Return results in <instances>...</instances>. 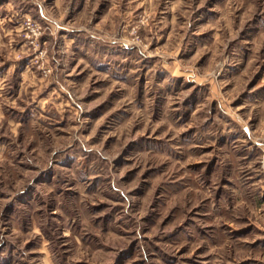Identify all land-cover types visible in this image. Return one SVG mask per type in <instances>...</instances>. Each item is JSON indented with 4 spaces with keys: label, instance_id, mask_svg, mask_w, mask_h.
<instances>
[{
    "label": "rangeland",
    "instance_id": "1",
    "mask_svg": "<svg viewBox=\"0 0 264 264\" xmlns=\"http://www.w3.org/2000/svg\"><path fill=\"white\" fill-rule=\"evenodd\" d=\"M0 264H264V0H0Z\"/></svg>",
    "mask_w": 264,
    "mask_h": 264
}]
</instances>
